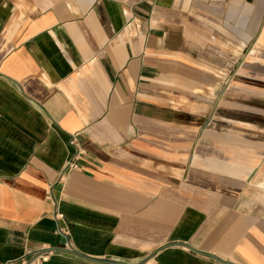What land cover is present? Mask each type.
<instances>
[{
	"label": "crops",
	"instance_id": "1",
	"mask_svg": "<svg viewBox=\"0 0 264 264\" xmlns=\"http://www.w3.org/2000/svg\"><path fill=\"white\" fill-rule=\"evenodd\" d=\"M172 242L264 264V0H0V264Z\"/></svg>",
	"mask_w": 264,
	"mask_h": 264
},
{
	"label": "water",
	"instance_id": "2",
	"mask_svg": "<svg viewBox=\"0 0 264 264\" xmlns=\"http://www.w3.org/2000/svg\"><path fill=\"white\" fill-rule=\"evenodd\" d=\"M172 246H180V247H185L189 250H191L192 252L194 253H197L199 255H202V256H205V257H208V258H211L219 263H222V264H235L231 261H225V260H222L220 259L219 257L211 254V253H206V252H203V251H199L195 248H193L191 245L189 244H186V243H181V242H172V243H169L165 246H163L161 249H159L157 252L153 253L150 257H148L147 259L141 261L140 263H137V264H145L147 263L152 257H154L160 250L164 249V248H167V247H172ZM52 252H64V253H68V254H71V255H74V256H77L79 258H82L88 262H91V263H95V264H128L126 262H123V261H116V260H109V259H96V258H92V257H89V256H86V255H83L81 253H79L78 251L74 250V249H67V248H49V249H43L41 251H39L38 253H36L33 257H31L25 264H31L33 263L35 260H37L39 257L45 255V254H48V253H52Z\"/></svg>",
	"mask_w": 264,
	"mask_h": 264
},
{
	"label": "built area",
	"instance_id": "3",
	"mask_svg": "<svg viewBox=\"0 0 264 264\" xmlns=\"http://www.w3.org/2000/svg\"><path fill=\"white\" fill-rule=\"evenodd\" d=\"M70 144L72 146H74L76 148V153L70 158V160L67 162L66 164V171H69V170H74L78 167V164H79V160L81 159V157L83 156V152L79 149L78 147V143H77V135H73L72 136V139L70 141ZM64 175V174H63ZM57 216H60V215H57ZM61 217V216H60ZM64 235H66L65 232H63ZM67 249H70V247H66ZM46 255V254H45ZM43 255L41 257H39L37 260H35L33 263L31 264H36L39 260H46L47 257Z\"/></svg>",
	"mask_w": 264,
	"mask_h": 264
}]
</instances>
